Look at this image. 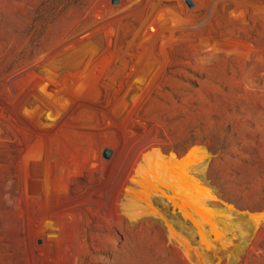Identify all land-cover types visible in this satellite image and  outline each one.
Here are the masks:
<instances>
[{
	"label": "rangeland",
	"instance_id": "obj_1",
	"mask_svg": "<svg viewBox=\"0 0 264 264\" xmlns=\"http://www.w3.org/2000/svg\"><path fill=\"white\" fill-rule=\"evenodd\" d=\"M0 264H264V0H0Z\"/></svg>",
	"mask_w": 264,
	"mask_h": 264
},
{
	"label": "bare ground",
	"instance_id": "obj_2",
	"mask_svg": "<svg viewBox=\"0 0 264 264\" xmlns=\"http://www.w3.org/2000/svg\"><path fill=\"white\" fill-rule=\"evenodd\" d=\"M188 168V167H187ZM176 175V174H175ZM178 175V174H177ZM180 175V174H179ZM174 176V175H173ZM176 185V184H175ZM168 186H170V190H166L165 191H162L163 193H160L161 194V199L162 201H160L159 203H166L168 202L169 200H173L174 204H177L178 206L181 207V210L180 212L178 213V217L180 219V216L181 215H186L188 220L191 222L192 225H189L188 227H192V231L191 232H196L200 235V237H202V239L205 237L203 231L200 226H199V223L202 222V221H205L207 222L208 221V218L206 216L205 213H199L197 212V207H198V203L196 202V200L192 197V194L190 193L189 191V194H187V192L185 191H175L174 189V186L173 184H168ZM178 187V185H177ZM182 187V186H180ZM164 188V187H163ZM183 188V187H182ZM163 190V189H162ZM153 197V194L151 195V197L149 198H152ZM156 199L155 198H152V202H154ZM157 201V200H156ZM194 211H196V213H194ZM203 215V216H201ZM202 217V218H201ZM205 218V219H203ZM196 219V220H195ZM195 220V221H194ZM200 220V222L198 221ZM175 221V220H174ZM210 221V220H209ZM179 224V223H178ZM184 223L182 222L181 226L183 225ZM209 225V224H208ZM174 226V225H173ZM175 227V226H174ZM176 229V228H175ZM207 237V236H206ZM206 245V248L208 247L207 243L205 244Z\"/></svg>",
	"mask_w": 264,
	"mask_h": 264
},
{
	"label": "water",
	"instance_id": "obj_3",
	"mask_svg": "<svg viewBox=\"0 0 264 264\" xmlns=\"http://www.w3.org/2000/svg\"><path fill=\"white\" fill-rule=\"evenodd\" d=\"M109 154H110V151H109V150H106V151H105V156L108 157ZM166 158H167V161H168V159H169L168 156H167ZM169 162H170V161H169ZM172 162H173V161H172ZM173 163H174V162H173ZM167 164H168V163H166V161H165V159H164V167L167 166ZM138 178H139V176H138ZM127 195H128V196H131L130 193L127 194Z\"/></svg>",
	"mask_w": 264,
	"mask_h": 264
}]
</instances>
